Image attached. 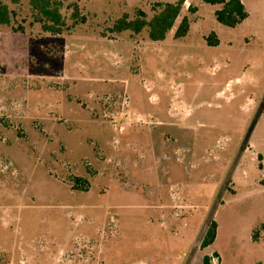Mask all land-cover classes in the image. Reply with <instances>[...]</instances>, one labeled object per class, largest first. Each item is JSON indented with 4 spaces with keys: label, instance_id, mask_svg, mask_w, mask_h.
I'll use <instances>...</instances> for the list:
<instances>
[{
    "label": "rangeland",
    "instance_id": "1",
    "mask_svg": "<svg viewBox=\"0 0 264 264\" xmlns=\"http://www.w3.org/2000/svg\"><path fill=\"white\" fill-rule=\"evenodd\" d=\"M60 1L61 35L5 1L0 264H264V0H187L162 42L111 28L175 0Z\"/></svg>",
    "mask_w": 264,
    "mask_h": 264
},
{
    "label": "trees",
    "instance_id": "2",
    "mask_svg": "<svg viewBox=\"0 0 264 264\" xmlns=\"http://www.w3.org/2000/svg\"><path fill=\"white\" fill-rule=\"evenodd\" d=\"M5 1L12 4H19L24 0H0V26L10 25L12 20V11H10ZM34 10L36 22L42 24L44 32L52 35H61L67 29V22L62 14L63 3L60 0H27ZM187 0H175L173 3H157L156 12L152 19L148 20L143 11H138L135 18L130 19L127 14L115 21L111 32L119 34L125 31H131L134 34H140L144 29H148L149 39L153 42L165 41L168 33L173 29L176 21L181 15L182 9ZM206 4L218 5L221 8L216 10L217 21L227 27L235 28L240 25L249 16L241 0H202ZM191 13H196V7H190ZM72 18L75 23L85 21L81 16L78 6H75ZM190 19L184 17L176 29L174 38L182 39L190 31ZM208 44L211 46L219 45V40L215 34L208 37ZM264 235V223L254 232L253 241L260 240ZM217 237V223L213 221L204 236L202 248L212 245ZM218 256V255H217ZM203 264H213L212 257L205 256Z\"/></svg>",
    "mask_w": 264,
    "mask_h": 264
}]
</instances>
